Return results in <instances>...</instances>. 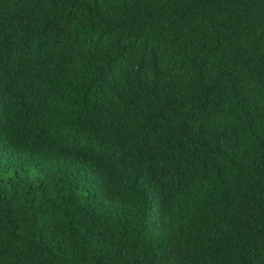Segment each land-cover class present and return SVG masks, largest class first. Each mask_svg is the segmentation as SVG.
<instances>
[{"label":"trees","instance_id":"trees-1","mask_svg":"<svg viewBox=\"0 0 264 264\" xmlns=\"http://www.w3.org/2000/svg\"><path fill=\"white\" fill-rule=\"evenodd\" d=\"M0 264H264V0H0Z\"/></svg>","mask_w":264,"mask_h":264}]
</instances>
